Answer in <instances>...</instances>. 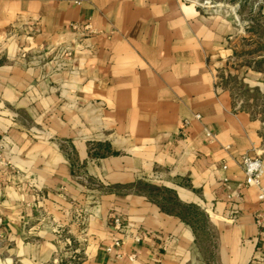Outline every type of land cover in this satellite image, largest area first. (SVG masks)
<instances>
[{"label":"crops","instance_id":"crops-1","mask_svg":"<svg viewBox=\"0 0 264 264\" xmlns=\"http://www.w3.org/2000/svg\"><path fill=\"white\" fill-rule=\"evenodd\" d=\"M74 1L0 0V264H264L240 165L264 161V120L227 82L264 91L230 66L243 28L187 0ZM150 179L206 213L212 258L132 187Z\"/></svg>","mask_w":264,"mask_h":264},{"label":"rangeland","instance_id":"rangeland-1","mask_svg":"<svg viewBox=\"0 0 264 264\" xmlns=\"http://www.w3.org/2000/svg\"><path fill=\"white\" fill-rule=\"evenodd\" d=\"M201 6L208 8L211 11H216L222 15H226L230 19L236 21V23L243 28L244 35L240 37L235 46L236 53L231 61V68L235 71L239 70L241 64L248 66L253 70H264V48L258 46L255 43H249L245 39L253 40L262 36L264 39V16H262L259 9L263 7L264 0H191ZM262 9V8H261ZM257 26V28H253ZM252 38V39H251ZM263 45V44H262ZM241 63V64H240ZM228 84L234 88L236 97L239 101L246 103L245 108L252 111L255 116L264 120V91L259 88H252L242 81L240 83L236 76L230 77L227 80ZM151 180V179H150ZM150 183L154 186L164 187L162 180H154ZM155 183V184H154ZM127 189H130L126 187ZM141 191V194H151L155 199H160L165 196L166 198L173 199V193H166L164 191L152 190L149 191L145 187ZM178 197V194L176 192ZM179 199V197H178ZM171 206V204L169 205ZM200 210L190 209L187 213L191 216L194 226L198 229V245L205 258H212V254L215 249L216 235L210 230L211 224L208 218L205 219L200 213ZM206 214V213H205ZM210 230V231H208Z\"/></svg>","mask_w":264,"mask_h":264},{"label":"built area","instance_id":"built-area-1","mask_svg":"<svg viewBox=\"0 0 264 264\" xmlns=\"http://www.w3.org/2000/svg\"><path fill=\"white\" fill-rule=\"evenodd\" d=\"M188 2H193L191 0H187ZM74 3L76 5H79L80 2L78 0H75ZM76 28V27H74ZM87 29L90 28V26H86ZM197 118H199V116H197ZM207 136L209 138H214L215 135L208 133ZM240 165L243 169V172L245 174V186L247 188H256L258 190V197L259 200L261 202L264 203V182H263V178H264V161L260 158H250V157H243L241 159ZM224 169H227L226 167H224ZM4 227V221L3 219L0 217V232L2 231ZM112 228L116 233H120L124 230L125 228V222L121 217H113L112 218ZM132 240L135 244H140L142 242V237L134 234L132 236ZM122 246V241L119 239H114L112 240L111 245H109L106 248V252L108 254H112L115 248H121ZM118 258H121V256H119ZM129 260L131 262V264H134L136 261V256L135 255H131L129 257ZM253 264V262L251 263Z\"/></svg>","mask_w":264,"mask_h":264},{"label":"trees","instance_id":"trees-1","mask_svg":"<svg viewBox=\"0 0 264 264\" xmlns=\"http://www.w3.org/2000/svg\"><path fill=\"white\" fill-rule=\"evenodd\" d=\"M253 28H257V26H255ZM262 47L264 48V46H262ZM142 186L147 188L149 191L158 190V191H164L166 193H173L174 198L172 200L169 198H166L165 196L161 197L158 200V199H155L153 196H151V194H145L144 193V195H146L150 199L151 202H153L154 204L159 206L162 211L180 217L184 222H186L188 225H190L195 230V232H197V237H198V229L194 226L193 221L191 220V216L187 213V211L190 209L199 210L200 209L199 207H197L196 205H193V204L182 203L178 199L176 192L174 190H171V189L166 188V187L162 188V187L154 186L150 183H144L142 181L138 182L137 184L133 185L132 187L135 189L136 193L141 194L140 189L141 190L143 189V188H141ZM170 204H171V206H169ZM200 213L203 215V217H205V219H207V215L205 214L204 211L200 210Z\"/></svg>","mask_w":264,"mask_h":264}]
</instances>
